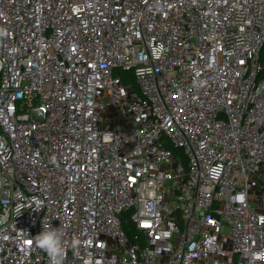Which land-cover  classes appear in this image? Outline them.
<instances>
[{
    "label": "built area",
    "instance_id": "2783aa9c",
    "mask_svg": "<svg viewBox=\"0 0 264 264\" xmlns=\"http://www.w3.org/2000/svg\"><path fill=\"white\" fill-rule=\"evenodd\" d=\"M263 49L264 0H0V264H264Z\"/></svg>",
    "mask_w": 264,
    "mask_h": 264
},
{
    "label": "clouds",
    "instance_id": "9594fccd",
    "mask_svg": "<svg viewBox=\"0 0 264 264\" xmlns=\"http://www.w3.org/2000/svg\"><path fill=\"white\" fill-rule=\"evenodd\" d=\"M62 235L63 233L59 228L49 226L35 236L36 245L47 253L52 264H62L63 262L65 249Z\"/></svg>",
    "mask_w": 264,
    "mask_h": 264
},
{
    "label": "trees",
    "instance_id": "16d2710c",
    "mask_svg": "<svg viewBox=\"0 0 264 264\" xmlns=\"http://www.w3.org/2000/svg\"><path fill=\"white\" fill-rule=\"evenodd\" d=\"M260 61L264 64V49L261 52ZM120 74H121V77H122V79H123L124 82L131 81L132 82V85L136 89V86L133 84V79H132L131 75H128V73H126V72H120ZM171 148L174 150V152H176V153H178V154L181 155V150H179L176 147L175 148L174 147H171ZM125 219H126V222H125L124 226H125L126 233L128 235H131L132 233H134L136 231H135L133 225L129 222L127 216L125 217Z\"/></svg>",
    "mask_w": 264,
    "mask_h": 264
},
{
    "label": "rangeland",
    "instance_id": "374dc122",
    "mask_svg": "<svg viewBox=\"0 0 264 264\" xmlns=\"http://www.w3.org/2000/svg\"><path fill=\"white\" fill-rule=\"evenodd\" d=\"M105 109H103V112L105 113V112H107V114L108 113H113V111H114V109L113 108H111V105H109V106H107V105H105V107H104Z\"/></svg>",
    "mask_w": 264,
    "mask_h": 264
}]
</instances>
